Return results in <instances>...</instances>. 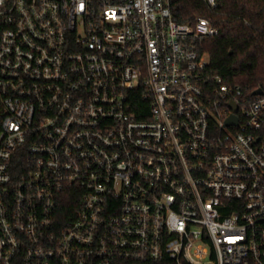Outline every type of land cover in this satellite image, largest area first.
<instances>
[{"label":"built area","instance_id":"built-area-1","mask_svg":"<svg viewBox=\"0 0 264 264\" xmlns=\"http://www.w3.org/2000/svg\"><path fill=\"white\" fill-rule=\"evenodd\" d=\"M172 1L0 0V264H264V93Z\"/></svg>","mask_w":264,"mask_h":264},{"label":"trees","instance_id":"trees-1","mask_svg":"<svg viewBox=\"0 0 264 264\" xmlns=\"http://www.w3.org/2000/svg\"><path fill=\"white\" fill-rule=\"evenodd\" d=\"M174 19L194 25L208 19L218 34L198 43L209 57V73L226 84L239 85L247 96L264 91V0H173Z\"/></svg>","mask_w":264,"mask_h":264},{"label":"water","instance_id":"water-1","mask_svg":"<svg viewBox=\"0 0 264 264\" xmlns=\"http://www.w3.org/2000/svg\"><path fill=\"white\" fill-rule=\"evenodd\" d=\"M264 91L262 89H258L254 92V96H258V95H263ZM234 110H237V105L233 106ZM232 124H237V119L235 116H232L231 119H228L226 125H232Z\"/></svg>","mask_w":264,"mask_h":264}]
</instances>
